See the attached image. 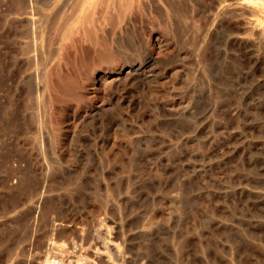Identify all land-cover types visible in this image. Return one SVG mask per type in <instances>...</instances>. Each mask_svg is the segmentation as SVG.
<instances>
[{
	"label": "rangeland",
	"instance_id": "1",
	"mask_svg": "<svg viewBox=\"0 0 264 264\" xmlns=\"http://www.w3.org/2000/svg\"><path fill=\"white\" fill-rule=\"evenodd\" d=\"M56 258L264 264V0H0V264Z\"/></svg>",
	"mask_w": 264,
	"mask_h": 264
},
{
	"label": "built area",
	"instance_id": "2",
	"mask_svg": "<svg viewBox=\"0 0 264 264\" xmlns=\"http://www.w3.org/2000/svg\"><path fill=\"white\" fill-rule=\"evenodd\" d=\"M49 264H67V262L62 258H56L50 261Z\"/></svg>",
	"mask_w": 264,
	"mask_h": 264
},
{
	"label": "bare ground",
	"instance_id": "3",
	"mask_svg": "<svg viewBox=\"0 0 264 264\" xmlns=\"http://www.w3.org/2000/svg\"><path fill=\"white\" fill-rule=\"evenodd\" d=\"M183 12V11H182Z\"/></svg>",
	"mask_w": 264,
	"mask_h": 264
}]
</instances>
